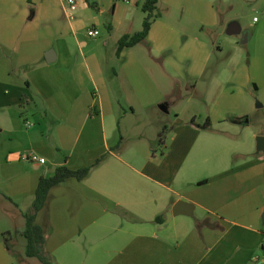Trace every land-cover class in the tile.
I'll use <instances>...</instances> for the list:
<instances>
[{
  "label": "crops",
  "instance_id": "1",
  "mask_svg": "<svg viewBox=\"0 0 264 264\" xmlns=\"http://www.w3.org/2000/svg\"><path fill=\"white\" fill-rule=\"evenodd\" d=\"M144 2L107 23L97 2L89 25L91 0H0V264H33L10 225L26 227L41 178L103 156L36 215L52 264H264V101L221 78L215 0H159L146 39L119 50Z\"/></svg>",
  "mask_w": 264,
  "mask_h": 264
},
{
  "label": "rangeland",
  "instance_id": "2",
  "mask_svg": "<svg viewBox=\"0 0 264 264\" xmlns=\"http://www.w3.org/2000/svg\"><path fill=\"white\" fill-rule=\"evenodd\" d=\"M119 0H91L89 10L84 13V19L89 25H93L94 17L97 13L95 3H100L104 8V14L101 18L104 23L113 20L114 14L112 9ZM123 1V0H120ZM163 3H165L163 1ZM163 4L161 5V7ZM216 11L223 18V26L216 31V37L213 34L207 38L214 42L216 52L219 56L217 59L221 65V78L228 81L236 79L240 87V92L255 101L254 103H263L264 101V0H215ZM178 15L183 14V10L176 12ZM257 18V20H255ZM230 22L238 23L242 32L237 34H228L227 26ZM100 26V37L103 38L109 33L106 24ZM92 30V29H90ZM89 30V31H90ZM87 35V34H86ZM247 35V41L246 40ZM244 42V43H243ZM220 50V51H219ZM248 76L244 83L243 79ZM242 77V79H241ZM191 110L198 114L205 110L204 107L194 102ZM255 104V105H256ZM264 118V107L257 109L254 114V120ZM1 205V204H0ZM3 209L0 206V215ZM18 222V224H17ZM12 222L10 225L11 233L17 252H24L27 247V240L24 233L18 232L24 230L25 225H20L19 221ZM33 264H42L37 258L31 260ZM16 264H26L20 256H16Z\"/></svg>",
  "mask_w": 264,
  "mask_h": 264
},
{
  "label": "trees",
  "instance_id": "3",
  "mask_svg": "<svg viewBox=\"0 0 264 264\" xmlns=\"http://www.w3.org/2000/svg\"><path fill=\"white\" fill-rule=\"evenodd\" d=\"M90 2V0H86ZM159 0H145L143 3V10L147 13L143 29L134 34H125L119 40V50L124 47L133 46L146 39L153 21L159 16L157 13V4ZM209 124H205V127ZM163 143V138L159 141ZM105 156L99 159L93 166L83 167L79 169H71L67 165L60 166L56 169L55 174L51 177H42L33 203V213L26 215V227L24 236L27 240L26 254L28 257L37 258L43 264H52L47 252H46V235L43 227L36 222V215L39 213L47 204L51 189L59 185L70 178H77L82 181L88 178L93 168L100 164L104 160ZM162 216L158 217V220L162 219Z\"/></svg>",
  "mask_w": 264,
  "mask_h": 264
},
{
  "label": "built area",
  "instance_id": "4",
  "mask_svg": "<svg viewBox=\"0 0 264 264\" xmlns=\"http://www.w3.org/2000/svg\"><path fill=\"white\" fill-rule=\"evenodd\" d=\"M82 0H65V5L67 7V9L70 11V12H75L78 10L79 6H80V3H81ZM255 20H257V18H255ZM90 34L91 35H98L99 34V31L98 30H91L90 31ZM34 125L33 122L31 121H27L26 122V126L27 127H32ZM31 160L33 161H37L39 163H46V158H43V157H39L38 155H32L31 157Z\"/></svg>",
  "mask_w": 264,
  "mask_h": 264
},
{
  "label": "water",
  "instance_id": "5",
  "mask_svg": "<svg viewBox=\"0 0 264 264\" xmlns=\"http://www.w3.org/2000/svg\"><path fill=\"white\" fill-rule=\"evenodd\" d=\"M241 31H242L241 26L235 22L231 23V25L228 28L229 34H237V33H241ZM245 41H247V35H246ZM185 208H186L185 203L180 202L174 207L173 211H174V213H179V212H182L183 210H185Z\"/></svg>",
  "mask_w": 264,
  "mask_h": 264
}]
</instances>
